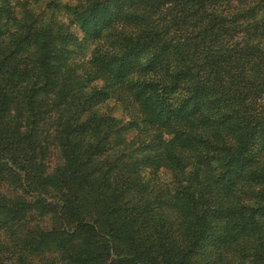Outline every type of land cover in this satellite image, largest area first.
Returning a JSON list of instances; mask_svg holds the SVG:
<instances>
[{
    "label": "trees",
    "instance_id": "trees-1",
    "mask_svg": "<svg viewBox=\"0 0 264 264\" xmlns=\"http://www.w3.org/2000/svg\"><path fill=\"white\" fill-rule=\"evenodd\" d=\"M0 264H264V0H0Z\"/></svg>",
    "mask_w": 264,
    "mask_h": 264
}]
</instances>
